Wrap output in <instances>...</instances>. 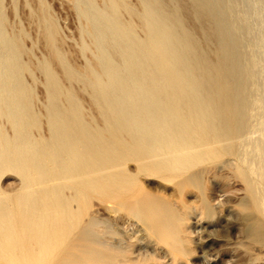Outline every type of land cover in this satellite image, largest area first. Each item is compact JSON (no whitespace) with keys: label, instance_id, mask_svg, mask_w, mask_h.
<instances>
[{"label":"bare ground","instance_id":"obj_1","mask_svg":"<svg viewBox=\"0 0 264 264\" xmlns=\"http://www.w3.org/2000/svg\"><path fill=\"white\" fill-rule=\"evenodd\" d=\"M24 2L31 47L0 0V178L17 180L0 186V264H144L142 230L175 256L185 196L219 216L203 188L222 172L264 249V0H70L71 49L45 1Z\"/></svg>","mask_w":264,"mask_h":264},{"label":"rangeland","instance_id":"obj_2","mask_svg":"<svg viewBox=\"0 0 264 264\" xmlns=\"http://www.w3.org/2000/svg\"><path fill=\"white\" fill-rule=\"evenodd\" d=\"M31 7L36 8L38 0H30ZM56 20L61 34L70 49L78 39V20L73 12L70 0H44ZM133 1V0H132ZM12 20V9H6ZM20 26L29 34L25 45L31 47L36 39L37 29L29 18V8L24 0H18L17 17ZM37 57L44 55L41 41L33 48ZM41 81V75L37 74ZM37 96L43 99V88L37 84ZM17 183L12 173L0 178V186L9 189ZM150 190L156 194L165 192V196L176 198L171 187L164 188L157 180H147ZM164 194V193H163ZM203 195L212 205L219 207V216L204 217L198 210L197 197L186 195L191 205L189 219L184 229L188 237L187 249L173 256L165 240L156 239L146 231L138 233L135 252L144 257V264H264V249L250 241L242 232L240 202L244 197L241 182L222 172L214 180H206Z\"/></svg>","mask_w":264,"mask_h":264}]
</instances>
